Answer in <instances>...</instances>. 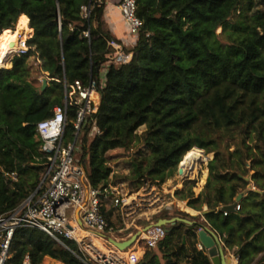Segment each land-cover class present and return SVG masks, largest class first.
Wrapping results in <instances>:
<instances>
[{"label":"trees","instance_id":"1","mask_svg":"<svg viewBox=\"0 0 264 264\" xmlns=\"http://www.w3.org/2000/svg\"><path fill=\"white\" fill-rule=\"evenodd\" d=\"M135 1L142 26L125 47L129 61L119 63L107 49V41L115 38L104 20L105 0H0V39L14 32L5 29L13 30L23 17L32 33L28 52L0 69V215L16 208L42 181L45 157L38 151L36 124L62 105L64 83L85 85L92 77L99 104L78 139V162L90 185L103 188L118 178L107 153L129 151L134 140L144 150L137 149L122 179L136 188L172 178L187 152L205 158L213 154L201 193L195 197L190 182L175 195L196 211L206 205L209 226L227 247L231 241L244 243L235 255L239 264H247L242 257L248 248L249 261L264 252V10L250 13L254 0ZM88 4L94 9L87 20L81 7ZM87 30L89 38L83 35ZM37 60L41 77L49 80L43 90L33 77ZM68 117L70 137L74 108H68ZM93 125L99 132L90 136ZM251 171L253 190L245 178ZM239 194V210L224 216L220 208L234 204ZM112 216V210L105 213L111 226ZM184 216L193 223L164 226V238L137 264H211L206 250L197 249L198 221ZM64 242L69 250L37 229L18 228L8 264H22L25 256L32 264H42L45 257L84 264L78 246Z\"/></svg>","mask_w":264,"mask_h":264},{"label":"built area","instance_id":"2","mask_svg":"<svg viewBox=\"0 0 264 264\" xmlns=\"http://www.w3.org/2000/svg\"><path fill=\"white\" fill-rule=\"evenodd\" d=\"M93 9L91 4L82 6L81 16L88 20ZM118 9L128 36L135 40L142 26L136 15V1L120 0ZM83 35L89 38V30ZM27 39L16 44L17 51L13 56L28 52ZM107 49L110 51L109 57L119 63H127L130 59V54L125 51V44L116 39L107 41ZM36 64L40 65V61L37 60ZM104 83L103 74L99 85L104 86ZM97 88L98 84L92 77L85 85L80 81L69 86L64 83L62 105L56 106L49 118L36 124L35 132L41 140L38 151L45 157L44 174L40 185L28 198L16 208L0 215V264H8L13 235L18 228L23 227L45 233L67 250L69 247L64 241L74 242L80 252L79 259L84 264H137L146 250L155 249L164 238V227L152 226L147 230L137 231L140 232L138 238L126 251L118 250L109 242V238L124 241L121 235L126 232V228L117 229L111 226L105 217L107 211L114 209L128 214L136 212V208L157 210L159 198L154 202L147 198L149 193L146 188L154 190L152 185L147 187L148 181L143 183L144 186L142 185L133 199L132 196L122 198L110 185L103 188L90 185L85 169L78 162V155L81 153L78 139L87 124V117L97 110ZM69 107L75 109V117L70 120L73 131L67 137ZM98 132L93 125L89 135L94 136ZM11 176L14 178V174ZM239 208L236 203L235 212ZM227 214L228 212H223L224 216ZM96 240L101 242L104 250L96 245ZM202 249L198 244V250ZM228 255L231 264H238L236 256L230 253ZM22 264H32L29 256L24 257Z\"/></svg>","mask_w":264,"mask_h":264},{"label":"rangeland","instance_id":"3","mask_svg":"<svg viewBox=\"0 0 264 264\" xmlns=\"http://www.w3.org/2000/svg\"><path fill=\"white\" fill-rule=\"evenodd\" d=\"M257 10H264V0H254L253 7L251 8L250 13H253ZM16 27H17V23L14 26L13 30L12 29H5V30L15 31ZM3 31H2L3 34L7 32V31L4 32ZM216 33L220 34L221 29L218 28L216 30ZM28 35L29 34L27 33L26 37H28ZM220 41L223 43L228 42L224 37H221ZM13 49L17 50V48H13ZM13 49L9 51V53L11 52L10 54L16 53L13 51ZM1 53L2 52L0 50V55ZM13 57L14 56H11L3 67H2L3 62L8 57H6V59L4 58V60L2 59L0 63V69H6V67L9 65V62L12 61ZM28 62L29 64H32V58H29ZM32 71H33V77L37 78V85L39 86L41 85L42 88V84L44 80H47V85H48L49 80L45 77H41V74L39 73V69L36 67V63L32 65ZM143 130H144L143 127L139 128L137 134H140ZM132 145L135 146L131 148L129 151L116 149L107 153V156L109 158L108 165L112 169V174L118 176L117 179L114 178L112 179V174H111L110 179H112L113 183H110L109 185L112 188L116 189L122 198L132 196L133 199V197H136V194L138 193L139 189L142 187L143 184L136 188L133 185H130L128 181L122 179V176H127L129 174V160L132 157H134V155L137 154V149L140 148L143 151L144 148L142 147L140 140H134ZM201 151L203 152V155L206 156L204 150ZM144 152L148 154V151H144ZM210 155H211L210 157L205 158L204 161L201 162L198 166H194L193 171H190L189 173L191 177L190 176L182 177V175L178 173V167H179L178 165L177 171L175 172L173 177L166 180L165 182L161 184H157L148 181L147 187H150L152 185L154 187V190L145 187L147 189V192L149 193V195H147L148 196L147 198L151 199L152 202H154L156 198L157 199L159 198L157 204H159L158 208L161 207L160 210H158V208H156L157 210H146L142 208L139 209L136 208V212L132 211V213H128V214L126 213L122 214L117 211L114 212L112 216L113 226L117 229L126 228V232L123 235H121L124 237V240H127L131 235L143 229L148 224L155 223L158 220V217L159 219H163L162 216H165V218L168 219L178 217L189 221V219L186 218L184 214H188L189 216L196 215L194 219L202 223L203 222L202 219L204 218L202 214L203 212L208 211V209H205L207 206L203 205L201 206V211L193 210L194 212L192 213L187 210V208H189L187 206L188 200L179 199L178 196L175 195V192L179 190L185 191L190 186V182H191L193 183L194 186L192 191L195 197L201 193V191L203 190V185L205 184L206 181L205 179L207 178V163L213 157V154ZM43 174H44V170H43ZM252 174H253L252 171L249 172L248 176H246L245 178L249 183L248 187H250L253 190L254 189L253 182L251 181L250 178ZM178 202L182 204L178 205ZM178 213H180L181 215H178ZM48 264H55V263H51L50 261H48Z\"/></svg>","mask_w":264,"mask_h":264},{"label":"water","instance_id":"4","mask_svg":"<svg viewBox=\"0 0 264 264\" xmlns=\"http://www.w3.org/2000/svg\"><path fill=\"white\" fill-rule=\"evenodd\" d=\"M11 46L13 47L14 44H11ZM46 85H47V80H44L41 90H43L46 87ZM178 173L180 175L183 174V170L180 168V166L178 167ZM241 198H242V195L239 194L236 197L234 204L222 206L220 210L222 212L234 213L235 205L241 200ZM206 213L207 211L203 212L202 216L204 217ZM176 222H181V223H185L188 225H191L193 223V222H190V221L178 218V217H174L170 219H159L155 223L148 224L146 227L143 228V230H147L152 226L164 227L167 225L174 224ZM194 223H197L199 225V230L197 232V239L200 245L207 251V256L209 257L211 263L212 264H231V258L229 257L228 253H226L224 246L221 244L220 238L213 231H211L208 228V226L202 223H199V222H194ZM139 234L140 232H136L135 234L131 235L127 240H124L121 242L116 241L112 238H109V242L114 247H116L118 250L126 251L127 249L133 246Z\"/></svg>","mask_w":264,"mask_h":264},{"label":"crops","instance_id":"5","mask_svg":"<svg viewBox=\"0 0 264 264\" xmlns=\"http://www.w3.org/2000/svg\"><path fill=\"white\" fill-rule=\"evenodd\" d=\"M119 2H120V0H105L104 20H105V22L107 24V27H108L109 31L113 35V37L117 41L125 44V47L128 48V47H130L133 44V40L127 34L126 25H125V23L123 21V18L121 16V14H120V11L118 9ZM23 18L27 21L28 34L30 35V32H29L30 31V29H29V21L25 17H23ZM29 35H28V37H26V39L31 37V35L30 36ZM190 152H194V151H190ZM195 153H197L201 157L202 162H203L205 157L200 155L198 152H195ZM207 176H208V172H207ZM205 180H207V178ZM179 204H181V203L178 202V205ZM205 209H207V207ZM187 210L192 212V213L194 212L193 209L187 208ZM112 212L114 214V212H116V211L113 209ZM192 217H196V215H193ZM202 221H203L202 224L208 226V228L211 231H213L220 238V242L224 246L226 253H230V254L236 256L235 255L236 252H238L240 250V248L243 246L244 243H239L236 240L235 242L231 241L230 242V246H228V247L225 246V244L223 243V240H222V236L217 231H215L214 229H212L209 226V224L207 223L205 218H203ZM198 230H199V228H198ZM198 230H197V232H198ZM97 243L101 244V242L98 241V240H97ZM198 244H200V243L198 242ZM198 244H197V249H198ZM247 252L248 253L242 257V262L243 263H246L248 261L247 264H258L260 262V260H262V258L264 257V252H262V253H259L258 255H255L253 257V259L249 261V258L252 256L251 248H248ZM206 254H207V251H206ZM48 261H50L51 263L60 264L59 262H56V261H54V260H52V259H50L48 257H45V259L43 261V264H48Z\"/></svg>","mask_w":264,"mask_h":264},{"label":"bare ground","instance_id":"6","mask_svg":"<svg viewBox=\"0 0 264 264\" xmlns=\"http://www.w3.org/2000/svg\"><path fill=\"white\" fill-rule=\"evenodd\" d=\"M17 27L14 32H11L0 39V50H1V55H0V63L2 59H6L9 53V51L13 48H17L16 44L20 42V40L25 41V37L28 33V25L27 21L24 18H19L17 20ZM11 44H14L12 47ZM16 52L17 50H14ZM202 162L201 157L195 153V152H187L181 162L179 163L180 168L183 170L182 177H188L189 172L193 171L194 166H198ZM182 204V203H181ZM96 245L101 248L105 249L102 244L97 243V240L95 241Z\"/></svg>","mask_w":264,"mask_h":264}]
</instances>
